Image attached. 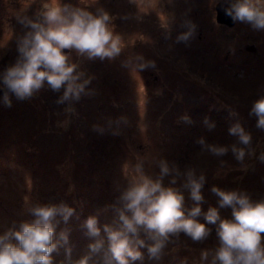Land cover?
Here are the masks:
<instances>
[{
  "label": "rangeland",
  "instance_id": "obj_1",
  "mask_svg": "<svg viewBox=\"0 0 264 264\" xmlns=\"http://www.w3.org/2000/svg\"><path fill=\"white\" fill-rule=\"evenodd\" d=\"M222 1L228 7V0H59L93 14L97 9L108 12L122 51L101 61L67 50L71 62L90 78L87 88L92 91L73 103V113L56 103L62 90L53 92L46 84L25 100L8 92L11 107L3 101L7 89L0 88V233L31 221L27 209L34 204L62 202L75 214L56 232L68 230L71 257L78 259L92 242L84 235V221L97 215L104 235L102 225L110 224L113 214L103 209L115 202L118 187L127 185L128 166L137 161H143L151 176L159 173L160 159L182 173L189 168L203 173L202 211L218 207L212 186L264 200V130L249 115L253 101L264 95V31L247 23L228 26L217 21L216 5ZM43 2L55 6L57 0H0V72L15 63L17 40L30 30L17 18L36 20ZM258 2L264 5V0ZM189 24L194 25L193 35L178 42ZM137 57L153 61L154 67L135 69L143 62ZM125 62H130L128 67ZM120 117L126 123L117 124ZM206 117L215 124L212 130L204 124ZM237 121L252 138V154L246 150L242 163L230 147L217 157L197 143L203 137L206 144L244 147L228 133ZM96 125L105 131H96ZM180 184L178 180L175 187L190 208L193 202ZM219 212L221 218H232L230 208ZM197 219L205 223L202 216ZM206 226L211 233L204 241L180 233L170 237L159 261L140 249L143 260L130 264H201V250L218 245L215 226ZM52 255L53 264H61L64 248Z\"/></svg>",
  "mask_w": 264,
  "mask_h": 264
},
{
  "label": "clouds",
  "instance_id": "obj_2",
  "mask_svg": "<svg viewBox=\"0 0 264 264\" xmlns=\"http://www.w3.org/2000/svg\"><path fill=\"white\" fill-rule=\"evenodd\" d=\"M36 20L27 16L18 17V23L30 29L17 40L18 57L14 64L0 72V88L7 89L3 95L4 104L11 107L8 92L17 99L25 100L38 93L45 84L53 92H61L57 104H66L65 111L73 113V103L82 95H91L87 88L90 78L79 70V65L71 62L70 56L63 50L75 51L78 56L88 60H112L122 51L121 37L109 27L112 17L103 9L96 13L85 8L69 4L55 6L43 2ZM224 12L235 22L249 24L254 30L264 31V5L258 0H228ZM194 25H188V31L177 36L178 42H186L193 35ZM143 61L142 57H137ZM130 62H125L128 67ZM154 67L153 61H143L135 69L144 70ZM134 69V70H135ZM230 115H236L231 113ZM250 116L256 117V127L264 130V95L253 101ZM183 120L191 122L185 116ZM124 122L118 118L117 124ZM109 121V127H111ZM209 130L214 122L204 119ZM94 129L103 133L99 125ZM114 135L118 129L112 130ZM228 133L237 138L238 143L231 146L206 144L203 137L197 140L203 149L214 156H223L231 149L235 159L243 162L246 150L251 144V135L239 121L232 123ZM260 160L264 161V154ZM223 163V162H221ZM159 173L151 176L145 173L143 161L128 166V182L118 187L119 195L115 202L103 211L111 210L112 222L98 226L97 215L89 216L83 223L84 235L91 238L87 252L78 259H72L67 229L56 232L60 223L67 224L75 212L65 203L34 204L27 211L33 217L31 221H22L0 233V264H53V253L64 248L65 259L61 264H130L142 261L146 249L149 259L159 261L170 237L184 233L194 242L208 238L214 225L218 245L214 249L201 250L200 262L207 264H264V200L252 201L244 192L225 191L212 186L210 191L218 198V207L209 206L202 211L205 202L202 189L206 182L203 173L197 174L189 168L183 173L176 165L160 159L157 162ZM165 177L169 178L167 185ZM181 181L180 188L189 193L193 202L185 208L183 192L175 187ZM230 208L231 219L221 218L219 209ZM203 217L205 223L198 221ZM143 233V238L141 236ZM181 264H185L184 261Z\"/></svg>",
  "mask_w": 264,
  "mask_h": 264
},
{
  "label": "water",
  "instance_id": "obj_3",
  "mask_svg": "<svg viewBox=\"0 0 264 264\" xmlns=\"http://www.w3.org/2000/svg\"><path fill=\"white\" fill-rule=\"evenodd\" d=\"M227 7L226 3L222 1L221 3L216 5V20L219 21L220 23L227 24L228 26H232L234 24V21L225 14L224 8ZM64 52H67V50H63Z\"/></svg>",
  "mask_w": 264,
  "mask_h": 264
}]
</instances>
